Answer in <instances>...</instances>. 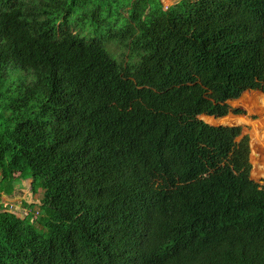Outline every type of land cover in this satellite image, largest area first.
I'll use <instances>...</instances> for the list:
<instances>
[{"label": "trees", "instance_id": "obj_1", "mask_svg": "<svg viewBox=\"0 0 264 264\" xmlns=\"http://www.w3.org/2000/svg\"><path fill=\"white\" fill-rule=\"evenodd\" d=\"M263 31L264 0H0V264H264L248 138L177 123L264 89Z\"/></svg>", "mask_w": 264, "mask_h": 264}, {"label": "rangeland", "instance_id": "obj_2", "mask_svg": "<svg viewBox=\"0 0 264 264\" xmlns=\"http://www.w3.org/2000/svg\"><path fill=\"white\" fill-rule=\"evenodd\" d=\"M125 15H127L126 12ZM254 47L258 52L264 51V31L255 39ZM107 49L118 60L123 58L127 60V54L118 44L112 42L108 44ZM160 117H166L171 120L168 116ZM160 121H158L160 129L167 127L169 124L167 119L164 124L160 123ZM224 121H227V126L229 127L225 129L213 127L216 123H225ZM177 123H179L181 129H185L193 123H203L214 132L229 131L235 134L237 142L244 137L248 138L250 145L249 161L252 165L251 177L257 182L264 180V89L248 90L237 100H227L226 102L218 103L215 112L209 110L191 119H180ZM147 124L149 126H144L146 129H157L152 126L153 124L150 125L149 122ZM31 181L32 178L24 179L18 176L13 185L19 192H15L13 197L5 195L2 203L14 208V210L23 207L22 202L40 204L43 195L42 182L40 180L36 182V192H33ZM29 210V207L24 208L23 213L29 212ZM35 211H38V206L35 207Z\"/></svg>", "mask_w": 264, "mask_h": 264}, {"label": "crops", "instance_id": "obj_3", "mask_svg": "<svg viewBox=\"0 0 264 264\" xmlns=\"http://www.w3.org/2000/svg\"><path fill=\"white\" fill-rule=\"evenodd\" d=\"M180 0H160V2L162 3L164 9H168L170 6L178 3Z\"/></svg>", "mask_w": 264, "mask_h": 264}, {"label": "built area", "instance_id": "obj_4", "mask_svg": "<svg viewBox=\"0 0 264 264\" xmlns=\"http://www.w3.org/2000/svg\"><path fill=\"white\" fill-rule=\"evenodd\" d=\"M171 1H172V0H171ZM24 214H25V215H27V214H28V212H25Z\"/></svg>", "mask_w": 264, "mask_h": 264}]
</instances>
